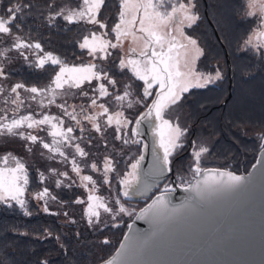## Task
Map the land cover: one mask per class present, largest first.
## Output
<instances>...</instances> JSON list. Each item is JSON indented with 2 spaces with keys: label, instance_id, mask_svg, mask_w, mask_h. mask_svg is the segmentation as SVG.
<instances>
[{
  "label": "snow or ice",
  "instance_id": "snow-or-ice-1",
  "mask_svg": "<svg viewBox=\"0 0 264 264\" xmlns=\"http://www.w3.org/2000/svg\"><path fill=\"white\" fill-rule=\"evenodd\" d=\"M104 5L105 0H81L77 7H68L56 5L52 0L46 4V11L39 13L42 25L49 29L71 31L74 25L93 26L84 29L88 34L78 44L81 54L86 52L90 59L79 65L69 64L51 52L38 55L42 51L41 43L23 39L24 25L34 21L31 13L39 7L32 0H9L6 7L0 6V104L3 105L0 137L7 135L25 141L29 152L39 144L44 150L42 156L64 166V170L49 168V177H57V189L74 186L85 189L88 195L83 215L89 227L95 229L101 224V210L111 217L112 227H118V217L135 215L136 219L147 220L150 231L135 232L128 225L129 233L124 235L119 249L103 264H160L153 258L174 246L189 221L249 191L256 179L264 186V153L257 160L258 177L254 178L251 172L245 177L204 168L201 158L209 148L197 147L193 142L192 162L188 166L191 179L178 176L175 187L165 184L160 194L139 212L125 207L122 198L130 200L150 192L172 171L173 157L184 147L187 130L173 122L167 115L169 111L185 93L193 88H206L222 79V75L219 70L214 73L197 70L196 62L203 50L196 39L185 33L186 28H192L200 20L196 0H167V5L165 0H119L118 16L110 30L107 21L98 18ZM241 12L243 18L253 21V27L240 43V50L264 59V0H242ZM13 52L29 68L44 71L46 65L53 66L50 82L44 87L24 82L6 87L3 81L10 74L5 72V65L12 61ZM114 55L118 63L111 60ZM113 66L129 81L122 90L112 73ZM53 106L57 114L51 112ZM137 106L143 110L130 117L128 110ZM145 124L152 141V159L146 169L143 163L149 145L141 139ZM109 129L129 152L132 145H142L136 155L123 153V171L119 170L121 160L111 154L104 157L102 169L96 161L85 165L101 175L102 184L114 193V202L96 194L97 181L92 175L82 174L78 159L90 155L82 146L85 139L89 144L93 140L86 133H98L106 147ZM40 132L46 133V137L40 136ZM258 137L264 150V131ZM69 164L71 174L79 178V185L67 170ZM38 176L41 183L49 178L39 170ZM176 188L187 193L180 205L171 203ZM28 189L25 162L11 153L0 154V207L19 210L23 216L30 217ZM33 199L42 204L43 212L52 215L57 213L49 212V200L61 205L67 203L60 201L47 186L36 192ZM73 203L85 201L77 196ZM63 214L67 216V212ZM50 236L51 232L45 229V238ZM102 242L109 243L107 239ZM40 264L48 261L42 260Z\"/></svg>",
  "mask_w": 264,
  "mask_h": 264
},
{
  "label": "trees",
  "instance_id": "trees-1",
  "mask_svg": "<svg viewBox=\"0 0 264 264\" xmlns=\"http://www.w3.org/2000/svg\"><path fill=\"white\" fill-rule=\"evenodd\" d=\"M32 2L39 7L31 13L34 21L24 25L23 39L41 43L42 52H51L69 64L86 61L87 53L81 54L78 44L88 34L84 29L93 26L74 25L71 31L49 29L42 25L39 13L46 11V4L52 0ZM80 2L54 0L56 5L68 7H77ZM8 3L9 0H0L2 7ZM196 4L200 20L192 28H186L185 33L196 39L203 50L196 62L197 70L205 73L219 70L222 79L206 88L191 89L175 107L183 116L187 130L184 147L173 157L176 179L189 173L193 142L198 144L201 139L206 143L200 146L209 148L201 158L204 168L248 171L260 149L258 133L264 131V59L240 50V43L253 27L252 20L243 18L242 0H196ZM118 12L119 0H105L98 18L106 20L110 30ZM10 55L12 61L5 65V72L10 74L6 81L10 85L24 82L29 86L44 87L54 75L51 65H46L44 71L36 70L29 68L22 58H17L15 52ZM112 61L118 63V59ZM112 73L117 82L128 81L115 66ZM140 147L142 145H133L129 152L121 144L120 150L136 155ZM122 166H125L124 162L119 168ZM28 172V192L33 193L39 186L38 172L33 166ZM51 191L60 201L67 202L63 205L58 202L60 207L78 211L79 204L73 203L80 195L77 186L57 189L51 185ZM136 200L140 201V207L148 198ZM29 207L30 217L23 216L19 210L0 207V264H40L42 260L48 264H96L115 250L132 218L123 217L118 221V227L107 225L102 230L92 231L81 223L62 221L41 211L33 201L29 202ZM45 229L51 232L48 238H45ZM105 239L108 244L102 242Z\"/></svg>",
  "mask_w": 264,
  "mask_h": 264
},
{
  "label": "water",
  "instance_id": "water-1",
  "mask_svg": "<svg viewBox=\"0 0 264 264\" xmlns=\"http://www.w3.org/2000/svg\"><path fill=\"white\" fill-rule=\"evenodd\" d=\"M142 127L144 135L141 138L149 145L146 159L143 163V167L146 169L148 161L152 159V141L148 126L145 124ZM262 153H264V150L260 148L254 162L246 172H235L216 167L206 169L231 171L234 174L245 177L251 172L253 177L256 178L260 168L257 160ZM253 165H256L255 169ZM171 168L172 171L159 183L169 176L173 187H175L177 183L173 167L171 166ZM154 188L144 196L137 195L134 197H148ZM159 194L160 191L154 193L136 212L146 207ZM186 196L187 193L180 188H176L171 194V203L180 205L184 202ZM130 224L135 232L146 233L150 231V225L147 220L136 219L135 215H133L127 223V227L115 250L96 264H103V261L115 255L116 250L119 249V245L124 239V235L129 233L128 225ZM153 259L160 262V264H264V186L256 179L249 191L234 199L222 202L206 211L199 218L189 221L181 229V234L174 246Z\"/></svg>",
  "mask_w": 264,
  "mask_h": 264
},
{
  "label": "rangeland",
  "instance_id": "rangeland-1",
  "mask_svg": "<svg viewBox=\"0 0 264 264\" xmlns=\"http://www.w3.org/2000/svg\"><path fill=\"white\" fill-rule=\"evenodd\" d=\"M165 4L167 5V0H165ZM184 43H187V42L184 41ZM126 47H127V45H126ZM37 54L43 55L44 52L41 51ZM117 55H119V53H117ZM117 55H114L113 57H111L112 60L117 59ZM31 59H33V57ZM89 59H90V57H88V55H87V60L84 62L77 63V65H79L81 63H87L89 61ZM128 82L129 81H119L118 82V84L121 85V90H122L123 85L128 83ZM3 83L5 84L6 87L10 86V84L6 80L3 81ZM11 85H13V84H11ZM69 102L71 103L72 101L69 100ZM76 103H79V101L77 100ZM0 107H3V105L0 104ZM175 107L176 106H174L169 111V113L167 115L173 120L174 123H179L181 127L186 129V127H185L186 123L183 119V116L179 112H177ZM138 110L142 111L143 109L139 108V106H137L136 108L128 110L127 114L130 117H133V116L138 114ZM51 112L53 114H57L58 110L55 106H53L51 108ZM9 115H11V113H9ZM38 134L40 136L46 137V133H44V132H40ZM86 135H91L93 137V140L91 141V144H89V142L86 139L82 143V146L85 148V150L90 153V155L86 158H83V159L78 158L79 163H80L81 167L83 168L82 174L83 175H92L93 178L97 181V187L99 188V191L96 193L97 195H101V196L105 197L109 202H114V198H115L114 193H110L108 190V187L102 184L101 175L99 173L92 172L90 167H86L85 165H90V163L92 161H96L101 166V169H102V161H103L104 157L106 155H109V154L113 155L117 160L118 159L121 160V156L124 153V151L122 152L120 150L121 142L114 139V132L112 131V129H109L108 132L106 133V138H107V146L106 147H105L104 141L101 139V137L98 133L89 132V133H86ZM183 139L185 140V138H183ZM142 141H143V139H142ZM200 141H201L200 143L196 144L197 147L206 143V141L202 142V141H204L202 139ZM25 143H26L25 141H22L19 138H13V137H9L7 135L0 137V154H6V153L14 154L16 157L20 158L23 162H25L28 171L30 169V166H33L34 168H36L37 172H38V170L42 171L46 177H49V168H51V167L57 168L59 170H64L63 165L56 163V162H53V161H50L41 155V153L44 150L40 147L39 144L33 146V151L29 152L25 147ZM143 143H145V142L143 141ZM132 147H133V145H132ZM69 151L71 152L73 150H69ZM121 162H123V161L121 160ZM124 167L125 166H122V168H119V170L123 171ZM67 170L71 174V165L70 164L67 166ZM183 176L186 179H191L190 173L184 174ZM71 178H72V180L75 181L76 185L80 184L79 178L76 177L74 174H71ZM56 179H57V177L50 176L44 183H41L39 180V186H38L37 190L33 191V193H29V192L26 193V197L29 200V202L30 201L35 202V204L39 207V209L41 211H43L42 210V204H39L35 199H33V195L36 192L42 190L43 187H45V186H47L49 188L50 192L52 193L51 185H54V187H56V185H55ZM60 179H63V177H60ZM177 183H179L178 179H177ZM165 184L171 185L170 181H167L166 183L162 182L161 184L157 185L156 191L163 189ZM113 187H115V184L113 185ZM77 188H79V190H80L79 197L85 201L84 204H79L78 211L77 210L76 211H66L65 209L60 207L58 202H53V201L49 200V203H48L49 212L50 213H57L55 216L58 217V219H60L62 221L67 222V221L71 220V221H74L72 223H75V224L81 223L84 227H86L87 229L92 230V231L93 230H99V229H101L107 225H112L111 217L108 216L107 214H104L101 210V213H102L101 214V224L97 225L95 229L92 227H89L87 220L83 215L84 210L87 207V195H88V193L85 191V189L83 187L77 186ZM131 199H133L134 201L123 200V198H122V201H123L125 207L136 212L137 209L139 208L138 205L140 204V201H137L136 200L137 198H134V196ZM64 212H67V216H65L63 214ZM123 217H126V216H123ZM122 218L118 217V221Z\"/></svg>",
  "mask_w": 264,
  "mask_h": 264
},
{
  "label": "flooded vegetation",
  "instance_id": "flooded-vegetation-1",
  "mask_svg": "<svg viewBox=\"0 0 264 264\" xmlns=\"http://www.w3.org/2000/svg\"><path fill=\"white\" fill-rule=\"evenodd\" d=\"M172 165H173V164H172ZM172 165H171V166H172ZM205 168H206V167H205ZM173 170H174V169H173ZM174 176H175V174H174ZM175 180H176V183H177V179H176V178H175ZM167 181H170L171 185L173 184L169 176L164 180V183H166Z\"/></svg>",
  "mask_w": 264,
  "mask_h": 264
}]
</instances>
